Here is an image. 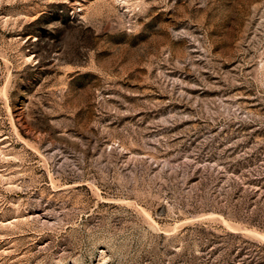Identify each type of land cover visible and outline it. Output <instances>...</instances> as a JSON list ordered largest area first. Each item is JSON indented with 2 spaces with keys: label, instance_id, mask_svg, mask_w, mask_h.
<instances>
[{
  "label": "rangeland",
  "instance_id": "obj_1",
  "mask_svg": "<svg viewBox=\"0 0 264 264\" xmlns=\"http://www.w3.org/2000/svg\"><path fill=\"white\" fill-rule=\"evenodd\" d=\"M0 264H264V0H0Z\"/></svg>",
  "mask_w": 264,
  "mask_h": 264
}]
</instances>
